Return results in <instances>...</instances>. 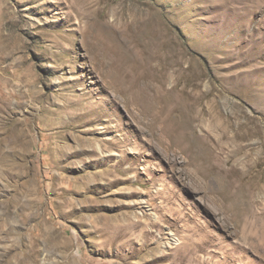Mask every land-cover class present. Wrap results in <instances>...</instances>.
I'll return each mask as SVG.
<instances>
[{
	"label": "rangeland",
	"instance_id": "rangeland-1",
	"mask_svg": "<svg viewBox=\"0 0 264 264\" xmlns=\"http://www.w3.org/2000/svg\"><path fill=\"white\" fill-rule=\"evenodd\" d=\"M257 155L264 0H0V264H264Z\"/></svg>",
	"mask_w": 264,
	"mask_h": 264
},
{
	"label": "bare ground",
	"instance_id": "bare-ground-1",
	"mask_svg": "<svg viewBox=\"0 0 264 264\" xmlns=\"http://www.w3.org/2000/svg\"><path fill=\"white\" fill-rule=\"evenodd\" d=\"M135 32H136V27L134 29V33L133 32L130 33V38L133 39V35L135 37L137 36V34ZM209 117H210V119H211V121H212V123L214 125V123L216 122L215 121L216 113L209 112ZM227 117H228L227 121L225 119H223L220 122H224V123L228 124V126L230 127L231 124H232V122H234V121L232 120L231 115L228 114ZM208 120H209V118H208ZM224 123L221 124V123L216 122V125H214L215 129L217 130V132L223 134V136L226 135V133H225L226 132V127H224V125H225ZM255 133H256V131H255ZM236 137L239 139V138H242V135L239 134V133H236V135H234L233 137H231V141H233ZM248 147H249L248 144H240V145H238V150L237 151L245 150L246 152H248V150H247ZM244 155L247 158L246 159L247 162H249L250 161L251 153H246ZM256 158L257 159L255 160L256 162H254V166L259 167L260 168L259 169V172H261L262 170H264V160H261V156H258V155H257ZM226 172L229 175L233 174V172L230 169H227ZM246 176L249 178V180L252 179V178L253 179L255 178L256 179V182L260 181L261 179L263 180V178L260 177L259 175H258V178H257V175H254L253 174V171L250 172V174L249 175H246ZM242 178H243V176H242ZM230 184L234 185V191H233V194L231 195V201L232 202L230 201L231 202L230 205L227 203V206L229 205L228 206V210L230 211V214L236 219L235 221L239 222L238 223L239 225L241 224V228H244V230L246 229L249 232H252L254 235L259 234V236H260V238H261V240H262V242L264 244V232L261 230L264 227V223H261L262 221H264V186H263V188L260 189L259 188V185L256 184L257 186L254 189H257L258 192H256L257 195L253 199V196L252 197L249 196V198L246 197L249 194V190H247V189H245L243 187L244 185H243V183L241 181L240 182H236V178H234L233 181L230 182ZM248 185H252V184L249 182ZM230 192H232V190ZM225 195H226V192H225ZM258 215H260L261 217H259L257 220L256 219L254 220L253 217L256 218ZM229 219H230V216H229ZM235 224H236V222H235ZM239 231H240V229H239ZM243 233H245V232L243 231ZM203 241L204 240H200V241L198 240V243H196L194 241H192L190 243H187V245L185 247H182V250H181V253H180V257L182 256V259H183V256L184 257H186V256L188 257L189 256L190 257V260H197L199 258V255L197 254V251L198 250L202 251L201 249H204L203 243L204 242L205 243L211 242V240H209V239L205 240L204 242ZM255 243H258V242H255ZM263 248H262V250H263ZM32 254H34V249H32ZM262 254H264L263 251H262ZM27 256H29V255L27 254ZM31 256H30L32 258L31 261H35L36 257H34L33 255H31Z\"/></svg>",
	"mask_w": 264,
	"mask_h": 264
}]
</instances>
